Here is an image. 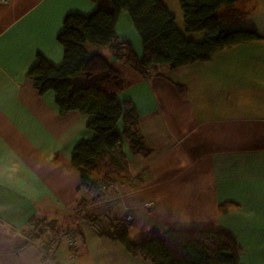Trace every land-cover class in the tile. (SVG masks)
I'll list each match as a JSON object with an SVG mask.
<instances>
[{"label":"crops","instance_id":"1","mask_svg":"<svg viewBox=\"0 0 264 264\" xmlns=\"http://www.w3.org/2000/svg\"><path fill=\"white\" fill-rule=\"evenodd\" d=\"M160 1L187 40H203L202 32H185L179 0ZM97 7L90 0L0 5V264H86L89 245L115 260L111 249L123 251L102 233L119 223L133 242L169 229L221 230L236 241L240 264H264V0H235L217 12L226 28L252 29L259 40L218 51L204 63L158 66L147 78L125 65L121 50L86 45L119 72L117 99L131 103L149 151L133 156L123 141L100 155L93 179L116 184L92 194L80 187L70 161L73 148L95 136L86 129L91 117L60 115L54 93L39 96L26 75L38 55L61 66L56 37L64 17L88 16ZM115 34L142 57L126 11ZM80 78L72 84L82 85ZM115 129L122 132V121ZM126 213L131 222L124 221ZM42 227L49 236L73 229V244L63 237L53 260L43 258L31 243L41 240Z\"/></svg>","mask_w":264,"mask_h":264},{"label":"trees","instance_id":"2","mask_svg":"<svg viewBox=\"0 0 264 264\" xmlns=\"http://www.w3.org/2000/svg\"><path fill=\"white\" fill-rule=\"evenodd\" d=\"M97 9L88 16L67 14L56 41L63 49V63L54 67L40 55L26 77L39 96L48 91L55 95L60 115L76 112L90 116L86 129L94 132L91 140L80 141L71 152V165L77 170L80 187L93 192L100 181L93 179L95 160L127 142L133 156L149 151L137 130L138 116L129 101L120 102L123 88L119 72L111 61L89 53L86 45L123 52L126 66L141 78H147L158 66L177 69L210 60L218 51L254 42L259 35L248 28H226L218 10L235 0H179L186 33L204 34L199 42L187 40L178 31L174 17L160 0H90ZM105 6L109 8L106 9ZM126 11L138 34L143 55L138 58L127 43L116 41L115 26ZM84 76L85 85L74 86L72 79ZM122 121L119 134L115 126ZM104 181V180H103ZM102 235L118 242L131 255L152 264H240L239 247L234 238L221 230L169 229L160 236L140 242L130 241L126 226Z\"/></svg>","mask_w":264,"mask_h":264},{"label":"built area","instance_id":"3","mask_svg":"<svg viewBox=\"0 0 264 264\" xmlns=\"http://www.w3.org/2000/svg\"><path fill=\"white\" fill-rule=\"evenodd\" d=\"M10 1L11 0H0V5L6 6L10 3ZM115 184H116L115 180L108 181L106 179L104 181H101L96 186V188L92 194H96L98 192L105 191L106 189L113 187V185H115ZM123 219L125 222H131L132 216L130 213H126L124 215ZM91 227L95 232H98V233L103 232V229L101 228V226L98 223H91ZM38 235L40 236L41 240H39L36 243L31 241V243H33L37 246L38 251L43 258H45L47 260H50V259L53 260L54 253L57 251L58 244L61 241V239H63V237H65L68 240V243L70 245L73 244L72 239L74 237V231H73V229H68L64 233L49 236V235H47L46 230L42 227V228H38ZM72 256H73V254H72Z\"/></svg>","mask_w":264,"mask_h":264},{"label":"rangeland","instance_id":"4","mask_svg":"<svg viewBox=\"0 0 264 264\" xmlns=\"http://www.w3.org/2000/svg\"><path fill=\"white\" fill-rule=\"evenodd\" d=\"M80 81L82 82V85L87 84V81L82 76L79 82ZM74 86L76 85L74 84ZM115 245H117V247H120L123 252L119 253L116 249H111V252L114 253V255L117 257L112 261L109 259L105 260V258L103 257V253L101 254V251L99 250V247L89 245V255L85 258L87 260L86 264H152L149 260H144L142 258L129 254L120 243L117 242V244ZM78 263L79 260H77V264Z\"/></svg>","mask_w":264,"mask_h":264}]
</instances>
